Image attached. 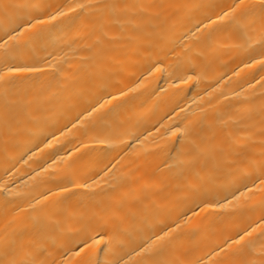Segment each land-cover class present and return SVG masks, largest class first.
I'll return each mask as SVG.
<instances>
[{"label":"bare ground","instance_id":"1","mask_svg":"<svg viewBox=\"0 0 264 264\" xmlns=\"http://www.w3.org/2000/svg\"><path fill=\"white\" fill-rule=\"evenodd\" d=\"M0 264H264V0H0Z\"/></svg>","mask_w":264,"mask_h":264}]
</instances>
